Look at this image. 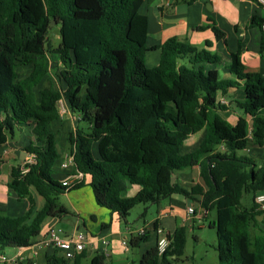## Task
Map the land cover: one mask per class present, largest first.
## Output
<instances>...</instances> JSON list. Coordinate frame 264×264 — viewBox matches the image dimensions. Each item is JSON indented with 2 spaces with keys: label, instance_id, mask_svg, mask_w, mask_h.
Instances as JSON below:
<instances>
[{
  "label": "trees",
  "instance_id": "trees-1",
  "mask_svg": "<svg viewBox=\"0 0 264 264\" xmlns=\"http://www.w3.org/2000/svg\"><path fill=\"white\" fill-rule=\"evenodd\" d=\"M143 2L0 0V147L22 126L30 138L23 152L35 158L25 174L21 166L10 169L7 187L29 207L17 217L0 214V252L32 246L45 219L67 214L59 196L84 186L81 182L64 187L52 178L63 160L60 132L53 124L61 121L58 104L64 100L77 118L67 139L74 162L70 173L89 178L95 203L111 217L116 214L126 222L138 204L158 205L180 196L196 201L205 211L202 218L215 209L211 227L218 264H264V210L254 203L255 196L264 193V158L257 163L238 155L250 147H264V77L246 71L237 50L226 66L237 80L220 82L211 66H222L221 58L176 38L158 47L159 64L148 68ZM52 20L60 35L54 50L59 59L56 85L51 77L44 80ZM262 25L264 19L252 18L251 27ZM261 46L264 50V43ZM19 69L25 70L21 76ZM43 81L37 95L35 89ZM228 88L244 93L243 100L234 102L241 112L234 126L218 113L226 106L217 96ZM198 133V147L182 155L183 143ZM219 147L222 151L216 152ZM195 166L204 189L194 185L186 190L172 182L174 174ZM129 185L140 189L124 198ZM34 195L42 200L38 209ZM246 195L249 202H243ZM156 229L154 223V233ZM152 236L149 231L131 236L130 248L150 244L131 264H174L183 256L184 227L175 229L162 254ZM82 258L83 252L66 260L49 249L45 264H80ZM104 261L103 254L95 255L90 264Z\"/></svg>",
  "mask_w": 264,
  "mask_h": 264
},
{
  "label": "crops",
  "instance_id": "crops-1",
  "mask_svg": "<svg viewBox=\"0 0 264 264\" xmlns=\"http://www.w3.org/2000/svg\"><path fill=\"white\" fill-rule=\"evenodd\" d=\"M140 12L147 18V52L145 53L144 61L148 68L156 67L159 64L160 49L158 47L165 41L176 38L197 50H206L218 55L222 60V66H211V68L215 67L217 70L220 82H234L237 80L235 75L226 69V66L230 64V54L235 53L237 50L240 51L239 59L245 70L264 77V50L261 49V45L264 43V30L250 26L253 17L256 16L264 19V9L257 1L144 0ZM216 31L219 33V36L215 34ZM243 98L244 93L240 88H228L224 93H219L217 96L220 104L226 106V109L218 111V113L231 126L235 125L238 117L241 115L240 110L235 108L234 102L241 101ZM72 117L75 118L69 112L68 116L64 119L61 118V121L58 122L62 125L64 121L69 122L72 120ZM25 131H28V129L22 126L19 127L18 134L22 140H18L16 144H12V140L15 138L13 137L4 146L0 147V158L2 160L0 166V214L5 216H21L29 207L26 199L19 201L15 193L7 187L10 169L21 166L27 155L23 152V147L28 144L30 138H27V142L25 138L27 136L24 137V142H27L26 144L23 143V138L20 136L21 134L24 136ZM201 139L202 133L186 139L181 147V154L193 152L198 147ZM218 151H222V148H217L216 152ZM59 170V172L55 171V174L59 175L57 180L61 182L66 172L62 171L60 166ZM81 182L84 183V186L79 189H90L88 177L83 176V179L79 183ZM172 182L177 183L186 190H189L194 185L201 186L204 189L199 166L174 174ZM139 189L136 185H129L122 194V197H132L136 195ZM69 192L63 194L67 195L68 199L69 195H71L68 194ZM74 197L77 198L78 196ZM80 197L85 202V206H89L87 213H85V210L77 207L81 205L75 201H70V205L77 216L90 217V220L94 222V226H91L90 229L93 227L95 232H80V221L76 219L69 230L63 232L62 235L64 239L74 238L79 234L84 236L86 240L85 249L83 250L84 258L81 259L80 264L84 263L89 254H92L89 261L95 255L103 254L105 257L104 262L109 264H125L124 262L131 264L132 262H138L144 250L150 244H143L135 248L138 251L136 254L130 248H125L122 245V240L127 241L125 234L135 235L138 231L144 229L153 235L151 241L155 238L159 240L164 235L167 239L171 240L175 229L180 227L186 229L188 225L190 226L195 222V219H202V216L198 212L196 201L184 199L180 196H172L165 199L167 202L166 206L158 204L157 208L159 211L150 222H144L143 226L137 229H132L128 224L124 225V229H121L122 222L118 219V216L114 214L111 217L106 209L99 207L93 199V194L91 196V194L86 192L84 197ZM198 197L196 196V198ZM190 207L197 209V214L192 219H189L187 216V208ZM79 217L78 219L81 218ZM56 218L45 220L52 221ZM45 220L42 223V231L35 237L32 246L22 247V249L11 248L14 254L5 253L7 257L11 260H16V264H25L28 260H32L33 264H45V255L49 249L41 247L38 243L46 236L50 229L55 228L53 222L45 223ZM107 220L110 222L109 227L101 228L99 224H107L105 223ZM154 223L156 224V228H161L164 231L162 234L154 233ZM81 225H86L83 219ZM96 244H99L100 247H96ZM125 257L126 261H124ZM129 257L131 258L128 259Z\"/></svg>",
  "mask_w": 264,
  "mask_h": 264
},
{
  "label": "rangeland",
  "instance_id": "rangeland-1",
  "mask_svg": "<svg viewBox=\"0 0 264 264\" xmlns=\"http://www.w3.org/2000/svg\"><path fill=\"white\" fill-rule=\"evenodd\" d=\"M47 43L49 45L48 47L49 52L47 55L48 56V64L46 67L47 73H46V77L44 78V80L47 77H51L53 78L55 82L54 84L56 85L57 84L56 74L58 72L59 59L54 53V50L58 47L60 43L59 26L51 27V29L49 30ZM207 52L212 54V52L210 51H207ZM21 69H19L20 76L25 73V70L23 72V70ZM44 84L45 83L43 81L41 85L36 87L35 92L37 93V95H38V91L42 88V86H44ZM58 109H59V113H62L60 114V117H62L63 119L69 115V111L66 107V103H64V100H61L59 102ZM71 119L72 120H70L69 122L63 120L64 122L62 125H60L58 121L53 124L54 130H57L58 132H60L58 148L62 154L63 159L66 157V155H68V147H67L68 134L74 130V126L77 124L76 117L75 118L72 117ZM79 126L85 128L87 124H84L83 122H79ZM20 136H22L23 138V143L27 144L28 139L25 136H28L29 138V133L25 131L24 136L22 134ZM14 137L15 138L14 140H12L13 141L12 144L13 143L16 144L18 140H22L21 137H19L18 132L14 135ZM24 137L26 138L27 142H24L25 140ZM238 155L254 158L255 161L259 163L260 160L264 158V147L262 149L250 147L249 150L247 149V150L239 151ZM55 171L57 172L60 171L59 164L55 166ZM58 177L59 175L55 173L52 176L54 180H57ZM86 192L91 194L92 196V193L89 188H82L79 190L69 192L68 194H71L69 195L70 196L69 199L67 195L59 196L58 203L67 211V214L57 217L55 220H52V221L45 220V223L53 222L55 228L61 230L62 232L61 235H63V232L68 231L71 225L77 219L80 221V225H79L80 232H84V233H87L88 231H90L91 233H93V231L95 232L93 227L90 229L91 226H94L93 224L94 222L90 220V217L80 216L84 220V223L86 224L84 226L81 225L82 219L79 216H77V214L73 210V207L70 205V201H75L77 202V204L79 203V205H81L77 207H80L81 209L85 210V213H87L89 211V206H85V202L81 200V197H80V196L84 197ZM76 195L78 196L77 197L78 199L74 197ZM34 198H35L36 209H38L42 204V200L35 196ZM249 200H250V195H246L243 198V202H249ZM159 204L160 206H166L167 202L165 200H162ZM157 206L158 205H152L150 203L138 204L134 206L129 212L126 222H122V225L120 226V228L124 229V225L126 224H128V226H130L132 229H137L139 227H142L144 222H150L153 218L156 217L157 212L159 211ZM78 217L80 219H78ZM215 218H216L215 209H212L209 211L208 215L205 218L195 219L194 220L195 222L192 225L190 226L188 225L186 227L184 253H183V256L179 258L174 264H218L217 252H216V234H215V229L211 227L212 224L215 222ZM105 223H109V221L107 220ZM100 225L101 224H99V226ZM41 231L42 229L40 230V232ZM131 236L133 237L134 234H129V233L125 234L127 242H129ZM96 247L99 248L100 245L96 244ZM129 248L130 247L128 246V249ZM130 249L137 254L138 252L137 249L135 248H130ZM5 253L14 254V251L11 248H7L5 250ZM91 256L92 254H89L83 264H90L89 260ZM130 258L131 257H129L128 259ZM126 260L127 259L125 257L124 261ZM124 263L127 264V262H124ZM104 264H109V263L104 262Z\"/></svg>",
  "mask_w": 264,
  "mask_h": 264
},
{
  "label": "built area",
  "instance_id": "built-area-1",
  "mask_svg": "<svg viewBox=\"0 0 264 264\" xmlns=\"http://www.w3.org/2000/svg\"><path fill=\"white\" fill-rule=\"evenodd\" d=\"M257 3L264 9V0H257ZM262 29L264 30V25H262ZM62 114V113H59ZM35 158L33 155L27 154L24 162L21 165V173L25 174L28 172V165L34 164ZM74 167L73 157L66 155V157L61 161L60 169L67 174L64 176L63 180H61V184L64 187H72L75 184H78L82 179L83 175L79 172L70 173L71 168ZM254 203L257 205L258 210H264V193L257 194L254 198ZM199 214L202 216L204 214V210L200 207H197ZM195 208L190 207L187 208V216L189 219H192L196 216L197 212ZM145 230H140L136 234L142 235ZM164 231L161 228H157L155 233L162 234ZM61 230L52 228L46 234V236L38 243L41 247L45 249H53L58 251L64 259L73 260L76 256L80 255L85 249V238L82 234L77 235L74 238L64 239L61 235ZM170 244V240L165 237V235L158 240L157 248L159 254L165 252L166 248ZM122 245L127 248L128 242L126 240H122ZM22 249V248H21ZM14 263L16 264V260H11L5 253L0 252V264Z\"/></svg>",
  "mask_w": 264,
  "mask_h": 264
},
{
  "label": "water",
  "instance_id": "water-1",
  "mask_svg": "<svg viewBox=\"0 0 264 264\" xmlns=\"http://www.w3.org/2000/svg\"><path fill=\"white\" fill-rule=\"evenodd\" d=\"M55 25V22L54 20L51 21V26H54Z\"/></svg>",
  "mask_w": 264,
  "mask_h": 264
}]
</instances>
